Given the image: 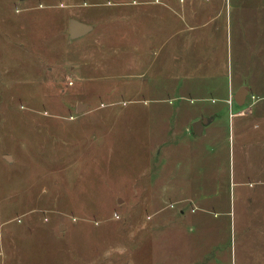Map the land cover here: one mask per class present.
I'll list each match as a JSON object with an SVG mask.
<instances>
[{"label": "rangeland", "instance_id": "rangeland-1", "mask_svg": "<svg viewBox=\"0 0 264 264\" xmlns=\"http://www.w3.org/2000/svg\"><path fill=\"white\" fill-rule=\"evenodd\" d=\"M0 264H264V0H0Z\"/></svg>", "mask_w": 264, "mask_h": 264}, {"label": "water", "instance_id": "water-1", "mask_svg": "<svg viewBox=\"0 0 264 264\" xmlns=\"http://www.w3.org/2000/svg\"><path fill=\"white\" fill-rule=\"evenodd\" d=\"M93 31V27L86 25L84 23H81L77 20H71L69 23V35L72 40L79 39L90 32ZM249 87H243L241 88L234 96V101L239 105V106H244L246 104L247 96L249 94ZM87 107L84 105L80 104L79 105V110L80 112L85 110ZM211 120L208 118H202L201 120L197 121L193 125L194 132L198 135L201 136L204 131V127L208 124H210ZM64 228V227H63Z\"/></svg>", "mask_w": 264, "mask_h": 264}, {"label": "crops", "instance_id": "crops-1", "mask_svg": "<svg viewBox=\"0 0 264 264\" xmlns=\"http://www.w3.org/2000/svg\"><path fill=\"white\" fill-rule=\"evenodd\" d=\"M242 88H243V87H242ZM240 89H241V88H240ZM240 89H239V90H240ZM239 90H238V91H239ZM206 118H207V117H206ZM208 119H209V118H208ZM210 120H211V119H210ZM205 131H206V126L204 127V131H203V133H205Z\"/></svg>", "mask_w": 264, "mask_h": 264}]
</instances>
